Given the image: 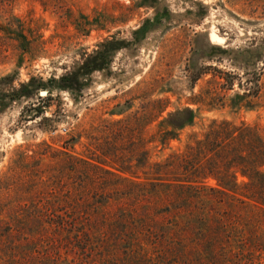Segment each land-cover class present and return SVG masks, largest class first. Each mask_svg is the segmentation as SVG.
<instances>
[{
  "label": "rangeland",
  "instance_id": "1",
  "mask_svg": "<svg viewBox=\"0 0 264 264\" xmlns=\"http://www.w3.org/2000/svg\"><path fill=\"white\" fill-rule=\"evenodd\" d=\"M9 23L28 46L0 31V264H264V205L151 194L214 119L264 139V0H0Z\"/></svg>",
  "mask_w": 264,
  "mask_h": 264
},
{
  "label": "trees",
  "instance_id": "2",
  "mask_svg": "<svg viewBox=\"0 0 264 264\" xmlns=\"http://www.w3.org/2000/svg\"><path fill=\"white\" fill-rule=\"evenodd\" d=\"M0 31L12 34L22 50H26L28 39L22 31L12 29L10 23L9 26L0 24ZM96 67L100 65L84 61L80 68L86 71ZM74 75V72L62 75L61 86L73 88L70 80ZM172 116L167 121L171 131L164 133L165 138H175L177 130L191 125L194 114L192 109L185 108ZM192 135L182 152L170 155L163 163H155L160 170L172 162L181 171H169L173 174L171 178L155 171L153 196L177 204L182 200L202 199V191L207 189L227 196L231 201L244 203L247 200L264 205V139L256 126L214 119L202 132ZM162 140L164 143L165 139ZM207 179H212L214 185H205Z\"/></svg>",
  "mask_w": 264,
  "mask_h": 264
},
{
  "label": "bare ground",
  "instance_id": "3",
  "mask_svg": "<svg viewBox=\"0 0 264 264\" xmlns=\"http://www.w3.org/2000/svg\"><path fill=\"white\" fill-rule=\"evenodd\" d=\"M213 37H214V36H213ZM213 37H212V38H213ZM213 39H214V38H213Z\"/></svg>",
  "mask_w": 264,
  "mask_h": 264
}]
</instances>
